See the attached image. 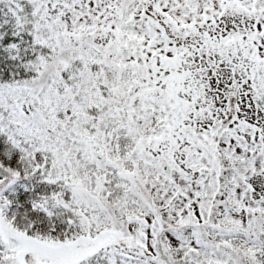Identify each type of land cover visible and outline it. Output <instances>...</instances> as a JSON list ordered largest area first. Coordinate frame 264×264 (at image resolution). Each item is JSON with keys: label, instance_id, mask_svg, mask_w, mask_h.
Masks as SVG:
<instances>
[{"label": "snow or ice", "instance_id": "obj_1", "mask_svg": "<svg viewBox=\"0 0 264 264\" xmlns=\"http://www.w3.org/2000/svg\"><path fill=\"white\" fill-rule=\"evenodd\" d=\"M0 264H264V0H0Z\"/></svg>", "mask_w": 264, "mask_h": 264}]
</instances>
